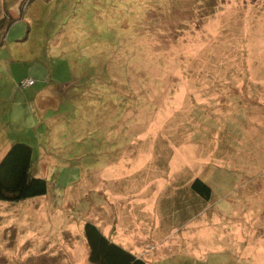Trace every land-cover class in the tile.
Listing matches in <instances>:
<instances>
[{"label":"rangeland","instance_id":"1","mask_svg":"<svg viewBox=\"0 0 264 264\" xmlns=\"http://www.w3.org/2000/svg\"><path fill=\"white\" fill-rule=\"evenodd\" d=\"M17 141L48 191L0 202V264H88L86 222L150 264H264V0H0Z\"/></svg>","mask_w":264,"mask_h":264},{"label":"trees","instance_id":"2","mask_svg":"<svg viewBox=\"0 0 264 264\" xmlns=\"http://www.w3.org/2000/svg\"><path fill=\"white\" fill-rule=\"evenodd\" d=\"M37 158L39 154L37 156L34 149L25 142L17 141L9 146L0 160V202L18 204L47 194L46 179L34 172ZM188 190L202 202L207 203L212 197L211 187L199 178L190 182ZM83 233L88 264H150L143 257L114 243L94 223L86 222Z\"/></svg>","mask_w":264,"mask_h":264},{"label":"crops","instance_id":"3","mask_svg":"<svg viewBox=\"0 0 264 264\" xmlns=\"http://www.w3.org/2000/svg\"><path fill=\"white\" fill-rule=\"evenodd\" d=\"M103 178L105 179L106 177H104V175H103ZM109 179V178H108ZM104 181V180H103ZM105 181H107V183H109L110 184V179L109 180H107V179H105ZM105 187H106V185H105ZM103 233V232H102ZM106 237H108L105 233H103ZM110 240H112L114 243H116V244H118V245H120V246H122L124 249H126V250H128V251H130L131 253H133V254H135L134 253V251H133V249H131V248H126V247H124L122 244H120V243H118V242H116V241H114L111 237H108ZM137 255V254H136ZM139 256V255H138Z\"/></svg>","mask_w":264,"mask_h":264},{"label":"built area","instance_id":"4","mask_svg":"<svg viewBox=\"0 0 264 264\" xmlns=\"http://www.w3.org/2000/svg\"><path fill=\"white\" fill-rule=\"evenodd\" d=\"M32 83H33L32 81H30V82L28 81V82H26V84H25L26 86H24V85H22V86H23V87H27L28 85H32Z\"/></svg>","mask_w":264,"mask_h":264}]
</instances>
